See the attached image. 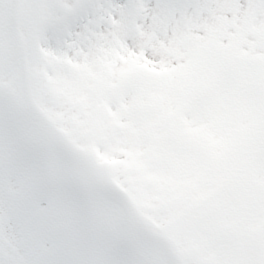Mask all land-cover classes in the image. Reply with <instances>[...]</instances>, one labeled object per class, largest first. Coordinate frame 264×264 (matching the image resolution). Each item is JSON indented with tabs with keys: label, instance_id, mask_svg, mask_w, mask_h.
<instances>
[{
	"label": "snow or ice",
	"instance_id": "1",
	"mask_svg": "<svg viewBox=\"0 0 264 264\" xmlns=\"http://www.w3.org/2000/svg\"><path fill=\"white\" fill-rule=\"evenodd\" d=\"M0 264H264V0H0Z\"/></svg>",
	"mask_w": 264,
	"mask_h": 264
}]
</instances>
